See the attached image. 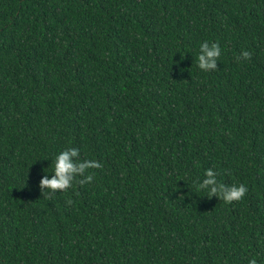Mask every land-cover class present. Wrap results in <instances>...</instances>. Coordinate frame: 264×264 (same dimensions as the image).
Segmentation results:
<instances>
[{"label":"trees","instance_id":"16d2710c","mask_svg":"<svg viewBox=\"0 0 264 264\" xmlns=\"http://www.w3.org/2000/svg\"><path fill=\"white\" fill-rule=\"evenodd\" d=\"M0 264H264V0H0Z\"/></svg>","mask_w":264,"mask_h":264}]
</instances>
